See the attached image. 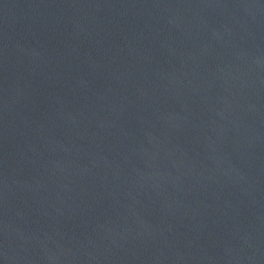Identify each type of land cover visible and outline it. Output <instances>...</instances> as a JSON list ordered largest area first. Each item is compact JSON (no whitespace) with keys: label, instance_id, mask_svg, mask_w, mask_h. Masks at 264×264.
Instances as JSON below:
<instances>
[{"label":"water","instance_id":"obj_1","mask_svg":"<svg viewBox=\"0 0 264 264\" xmlns=\"http://www.w3.org/2000/svg\"><path fill=\"white\" fill-rule=\"evenodd\" d=\"M0 264H264V0H0Z\"/></svg>","mask_w":264,"mask_h":264}]
</instances>
